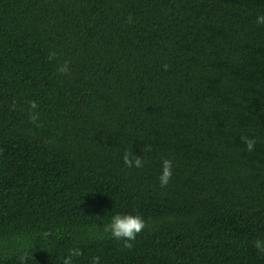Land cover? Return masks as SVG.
Returning a JSON list of instances; mask_svg holds the SVG:
<instances>
[{"label":"trees","instance_id":"16d2710c","mask_svg":"<svg viewBox=\"0 0 264 264\" xmlns=\"http://www.w3.org/2000/svg\"><path fill=\"white\" fill-rule=\"evenodd\" d=\"M261 14L264 0H0V264L73 248L72 264H264ZM117 213L146 221L131 248L104 231Z\"/></svg>","mask_w":264,"mask_h":264},{"label":"clouds","instance_id":"9594fccd","mask_svg":"<svg viewBox=\"0 0 264 264\" xmlns=\"http://www.w3.org/2000/svg\"><path fill=\"white\" fill-rule=\"evenodd\" d=\"M258 24H264V14L258 15L257 21ZM52 57L55 56V53L51 54ZM167 66H165V70ZM60 72L66 73L68 71L67 62L65 65L61 66L59 69ZM33 108L36 106L35 102H32L31 105ZM246 144L248 151L254 150L255 139L249 137H242ZM125 165L128 167H143L144 161L140 156H134L131 152H126L123 157ZM172 161L170 159H163L162 161V171L158 177L160 186L167 187L172 177ZM146 226V221L140 215L132 214H120L117 213L112 216L111 221L105 225L104 231L110 233L111 237L117 240H124V247L131 248L132 245L129 241L134 240L136 235L140 233ZM253 246L259 249L261 252H264V241L256 240L253 242ZM82 253L79 249L73 248L69 250V254L64 258L63 264H72V258L80 256ZM91 264H100V258L94 257L91 261Z\"/></svg>","mask_w":264,"mask_h":264}]
</instances>
